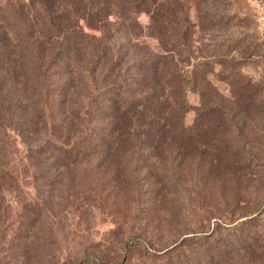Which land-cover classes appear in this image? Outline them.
<instances>
[{
  "label": "rangeland",
  "instance_id": "obj_1",
  "mask_svg": "<svg viewBox=\"0 0 264 264\" xmlns=\"http://www.w3.org/2000/svg\"><path fill=\"white\" fill-rule=\"evenodd\" d=\"M88 3L0 0L39 26L0 77V264H264V0L174 6L192 25L169 57L181 144L114 134L74 153L110 121L92 116L95 91L166 54L148 5L121 17L113 0ZM111 48L130 70L102 81Z\"/></svg>",
  "mask_w": 264,
  "mask_h": 264
},
{
  "label": "trees",
  "instance_id": "obj_2",
  "mask_svg": "<svg viewBox=\"0 0 264 264\" xmlns=\"http://www.w3.org/2000/svg\"><path fill=\"white\" fill-rule=\"evenodd\" d=\"M181 0H113L112 10L121 17L126 16L127 10L145 4L151 10V27L157 30V38L160 40L162 50L166 52L163 59L139 60L134 63L131 70L136 75H124L122 81L112 80L102 89L95 91L91 98L94 109L92 116L100 120L108 118L107 124L91 127L78 136L71 150L74 153L87 151L99 152L108 145L109 138L117 134V137H133L147 142L152 149L161 148L164 143H172L178 137L184 135V129L180 122L173 121L171 104L167 97L171 96V90L175 87L177 71L171 66L169 57L172 53L181 54L177 51L178 44L186 43L185 38L190 31L188 13L178 10L174 6ZM77 2L79 10H85L91 0H72ZM82 14V15H81ZM80 16H85L84 11ZM0 20L4 22L7 29L9 43L0 45V77L11 76V72L17 70V66L24 63L17 55V48L20 44L31 43L38 37L36 35L39 26L26 24V15L18 5H0ZM8 30H15L16 36L22 39L11 40ZM163 35L165 36L163 38ZM19 38V37H18ZM30 41V42H29ZM19 42V43H18ZM170 44V45H169ZM24 45L20 46L23 49ZM26 46V45H25ZM184 45H181V47ZM71 48L67 47L62 51L66 58L71 56ZM110 58L102 64L100 79L115 76L113 67L117 68L118 76L121 71H129L119 51L109 49ZM114 74V75H113ZM180 75V73H179ZM98 89V88H96ZM1 119V117H0ZM182 121V120H179ZM104 136L107 139H104ZM180 141V140H179ZM178 140L176 143H180ZM92 153V152H91ZM93 154V153H92Z\"/></svg>",
  "mask_w": 264,
  "mask_h": 264
}]
</instances>
